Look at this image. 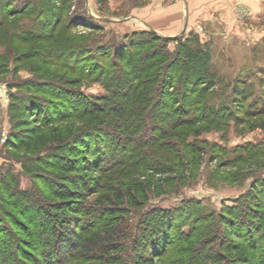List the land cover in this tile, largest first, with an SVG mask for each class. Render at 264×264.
Masks as SVG:
<instances>
[{
  "label": "rangeland",
  "instance_id": "rangeland-1",
  "mask_svg": "<svg viewBox=\"0 0 264 264\" xmlns=\"http://www.w3.org/2000/svg\"><path fill=\"white\" fill-rule=\"evenodd\" d=\"M5 1L14 3V0H0V17L4 15L2 4ZM33 2L30 14L8 16V25L0 24V184L14 180L16 191L22 194V198H14L19 209H27V215L32 218H47L49 231L62 232L54 236V241L60 237L64 246H68L71 241L69 248L79 253V259L85 264L88 263V257L101 259L95 260V264H152L150 245L156 243L157 238L155 241L149 240L148 237L154 235L151 229H158V217L173 211L178 214L185 209V218L190 215V211L196 213L198 218L203 214L218 215L228 208L234 211L239 223L244 221L251 226L253 219L259 221V214L249 216L255 202H260L255 199L253 188L264 192V18L261 24L252 27L248 25L250 16H244L239 30L234 29L231 33V44L226 45L223 35L226 29L219 24L207 26V0H68L66 4L57 0ZM44 6L46 11L42 15L38 11H42ZM216 8H220L219 5ZM89 17L98 22L93 24ZM57 22H62L60 27L65 30L62 40L69 44L84 38L103 40L110 46L114 45L113 41H116L115 45L145 43L147 39L150 42L154 40L149 34L153 32L158 37L172 38L166 50L181 59L183 73L201 72L207 75V81H199L195 89L205 94L204 104L209 108L207 113L212 112L213 116L178 130L190 142V149L195 154L193 158L197 162L189 166L194 172L185 176H180L174 166L164 168L170 171L167 176L175 180L172 190L162 192L161 181L165 178L151 166L145 169L130 166L112 173L90 170L91 165H97L102 158L105 160L99 167L111 165L114 152L121 150L114 149L117 143L125 145L129 142L130 150L133 149L137 142H132L133 137L123 134L121 129L110 128L116 131L111 137L100 133L98 137L102 142L99 141L98 147L93 144L86 151L83 148L82 152L80 143H66L62 137L58 138L60 132L51 137L49 131L40 129L36 118L25 110V100L36 96L33 85L44 86L51 80L57 81V77H63V71L58 73L50 61L43 63L44 59L49 58L53 45L34 42L32 36H28L30 41L23 43L17 41L16 37L24 31V35H42L40 37L45 38L44 34ZM17 25H22L23 29L20 30ZM92 26H100L103 30L92 31ZM245 26L250 27L245 29ZM184 45L187 46L184 54L176 55L182 52ZM38 48H41V59H24L27 53ZM233 48L243 49V54L238 58L233 55ZM187 55L194 56V61L189 62ZM222 65L231 67L234 73L224 74ZM176 82L178 88L175 91L172 88L170 96L173 99L180 97L177 91L181 93L186 89L182 81ZM63 85L69 92L81 93L83 97L80 101L86 100L89 109L94 106L91 111H108L111 105V102L104 100L110 96L105 80L92 77L77 85H67L65 82ZM68 94L64 95V100ZM37 97L45 100L43 107L46 110L50 108L52 104L47 96ZM161 99L164 100L163 95L159 99L163 103ZM178 107L181 109L178 110L180 115L175 120L186 117V114L188 118L196 114L193 108H186L184 104ZM197 108L200 109L199 106ZM65 110L69 111V106L65 105ZM103 111L93 116L100 120L97 126L101 130L112 122L102 120L109 116ZM138 115L143 117L142 113ZM4 135L7 138L5 143L1 141ZM12 135H19L20 142L16 149L8 143ZM101 137L108 142L103 143ZM36 160H40L44 166L38 169ZM74 160L81 169L87 167V172L81 174V181L76 178V174L67 170H58V173L74 184L67 188L64 180H57L59 192L71 190L76 193L74 198L65 199L62 195H54L56 185L48 187L45 182L54 179L57 171L47 168L46 163L59 168L61 164L66 169L75 165ZM36 169L39 171L35 174ZM67 205H76L75 208L78 211L81 209L82 214H71ZM244 207L250 212H246ZM109 209L120 213L112 215ZM6 213L14 215L15 211L10 209ZM3 214V211L0 212V218ZM102 215H106V218L101 219L99 224L109 220L111 225L89 231L90 226L98 222V216ZM242 215L243 219L240 218ZM71 216L84 219L81 229L85 234L81 237L74 234ZM38 221L41 222V219ZM216 225V222H207V232L216 229ZM10 226L9 221H5L0 227L5 230ZM86 227H89L88 230ZM189 229L188 225L178 227L172 236L179 240L176 233L187 234ZM153 237L150 236V239ZM239 241L236 238L225 243L220 256L224 257L222 261L215 263L204 259L193 264H257L246 262L248 254L244 250H235L239 248ZM79 243L81 248H78ZM157 245L162 246L160 241ZM210 246L212 250L209 255L219 256V246L215 242ZM174 250L171 249L168 255L172 257ZM177 254L174 253V256ZM19 260L16 259L23 263L24 257L20 256Z\"/></svg>",
  "mask_w": 264,
  "mask_h": 264
},
{
  "label": "trees",
  "instance_id": "trees-1",
  "mask_svg": "<svg viewBox=\"0 0 264 264\" xmlns=\"http://www.w3.org/2000/svg\"><path fill=\"white\" fill-rule=\"evenodd\" d=\"M57 1L66 4L68 0ZM2 5L4 15L0 17V24L2 23V26H5L8 16L15 17L30 14V8L34 6V2L33 0H14V3L5 1ZM45 11L46 6H44L42 11L38 12L43 15ZM89 20L93 24L98 22L93 17H89ZM61 24L62 22H57L55 26L51 27L44 34L46 39L41 38L40 36L42 35H24V31L19 32L18 34L21 35L16 37L17 41H22L23 43L30 41L28 36H32L34 42H46L49 45H53L54 49L50 50L49 58L44 59L43 63L50 61V64L56 67L58 73L63 71L61 80L57 77V81L51 80L47 85H33V93L36 98L28 97L25 100L27 101L23 105L25 110L36 118L35 122L40 129L49 131L48 134L51 137H55L60 132L58 138L62 137L66 143L71 141L75 144L80 143L82 152L90 149L93 144L98 147L99 141H101L98 137L100 133H103V136L111 137V134L116 132L112 130L113 128L121 129L124 132L123 134L126 133V135L133 137L134 140L132 142H137L133 149L130 150L129 142L125 145L117 143L114 149L117 151L121 148V150L114 152V157L111 159L112 164L107 167H99L105 160L101 157L102 159H99L97 165H91L90 170L93 172L105 170L106 173H112L118 169L122 170V168L126 170L130 166L138 169H145L151 166V168L156 169L157 174L165 178L161 181L162 192L164 190L166 193L169 192L173 189L175 180L167 176L170 175V171L164 168L166 166H174L180 176H185L187 173L192 174L194 172L192 167L190 169L189 166L193 164L192 162L194 164L197 162L193 158L195 154L193 153L194 150L190 149V142L186 141L185 134L179 133L178 130L184 126H192L197 121L204 122L210 115L213 116L212 112L207 113L209 108L204 104L205 94L195 89L199 81H207V75L201 72L184 74L181 59L167 53V43L172 38L158 37L155 32L149 33L154 40L150 42L147 39L145 43L137 42L136 44L132 42L131 44L120 43L115 45L116 41H113L114 45L110 46L103 40L84 38L80 42L69 44L62 40L65 30L60 27ZM17 26L20 30L23 29L22 25ZM94 26L91 27L92 31L99 32L103 30L100 26ZM146 49L149 50L146 51ZM186 49L187 46L184 45L182 52L180 51L176 55L182 56ZM40 52L41 48L34 49L32 53H27L24 59H28L27 61L33 58L41 59L42 57L39 56ZM187 56L189 57V62L194 61V56ZM92 77L105 80L107 90L110 93V96L104 100L108 103L111 102V105L108 107V111L107 109L102 110L103 113L109 116L102 118V120L107 119L115 122V124L111 122L112 124L110 123L108 127H104L102 130L98 129L97 126L100 120L93 117L94 114L102 111H97L96 109L91 111L94 106L92 105L93 108L89 109V104H86V100L80 101V98L83 97L81 93L69 92L66 85H63L64 82L67 85H77L79 82ZM177 80L182 81L181 83L186 89H183L181 93L177 91L180 97L173 99L170 96L172 95V90L174 89L175 91L178 88V85H176ZM66 93L69 94L65 96L64 100ZM39 95L47 96L50 99V104L52 105L49 109L46 110L43 107L45 100L38 99L37 96ZM162 95L164 100L161 99L163 103H160L159 99ZM53 100H56L57 103ZM181 104L186 105V108H193L196 113L195 116L188 118L187 116L189 115L186 114V117L175 120L180 115L178 110L181 109L178 106ZM65 105L69 106V111L65 110ZM138 113H142L143 117L138 115ZM116 119L118 121H115ZM119 138L122 140L121 136ZM101 139L103 143L108 142L102 137ZM19 142V135H12L11 142L8 143H11V146L16 149L19 146ZM83 148L85 149L83 150ZM118 152L121 153L117 154ZM36 163L38 169L44 166L40 160H36ZM73 163L75 165L68 166L66 169L62 168L61 164L58 165L60 166L59 168L52 163H46L47 168L57 171L54 179H48L45 182L48 187L56 185L53 189L54 195H62L65 199L74 198L75 192L68 189L59 192L57 188V180L59 179L64 180L63 182L67 188L70 184H74L70 179L62 177L58 170L73 172L80 181L82 179L81 174L87 172V167L81 169L78 162L74 160ZM38 169L35 170V174L39 171ZM79 184L81 185L82 182H79ZM16 186L14 180L3 181L0 184V212L3 211L4 213L1 216L2 218H0V226L5 221H9L11 225L5 230L0 227V264H71L72 262L85 264L82 259H79V253L69 248L71 241L68 246H64L60 237L59 240L54 241V236L56 234L59 236L62 232L54 233L49 231L47 218H41L40 216L32 218L29 214L27 215V209L21 210L18 208V203L14 198H22V194L16 191ZM253 189L255 190H253L255 199L260 202H255L254 210H251V212L250 209L244 207L246 212H250L249 217L259 214L257 216L259 221L253 219L251 226L246 225L247 223L244 221L239 223L238 218L233 213L234 211H230L228 208H224L222 213L218 215L215 213L208 216L203 214L198 218L196 213L191 211L188 212L190 215H186L185 218L183 214L185 209H182L178 214L177 211H173L158 217V229H151L154 235L150 236H154V239H150V236L148 237L149 240L154 241L157 238L156 243L153 241L154 245H150L151 263L193 264L204 259L217 263L224 259V257L220 258V256L224 251L225 243L228 240L233 241V239L237 238V240H240L239 248L235 250H244L248 254V258L245 259L246 262L264 264V192L255 189V187ZM75 206L67 205L71 214L77 212L82 214V210L79 209L80 211H78ZM10 209L15 211L14 215L6 213L10 212ZM110 212L112 215L116 212L120 213L117 210H110ZM71 217V223L75 227L74 234L77 237H81L85 234V231L81 229V223L84 219H79L77 216ZM98 217V222L96 221L97 223L90 226V228L86 227L87 230L88 228L89 231L92 229L98 230L111 225L109 220H104L99 224L101 219L106 218V215ZM240 218L243 219L244 215ZM39 219H41V222L38 221ZM207 222H216V229L207 232V228H209ZM184 225L189 226V232L187 234L176 233L180 237L177 240L172 234L176 228ZM198 233L199 235L196 237ZM4 234L6 235L3 236ZM158 241H160L162 246L157 245ZM214 242L220 248V254L216 257L209 255L210 250H212L210 245ZM78 245V248H81L80 243ZM174 248L175 250L171 257L168 253ZM177 248H180V250H177ZM230 248H227V250H230ZM174 253H178L177 256H174ZM20 256L24 257L23 263L16 261V259L19 260ZM92 258L94 257H88L87 264H95V260H101L97 257H95L96 259Z\"/></svg>",
  "mask_w": 264,
  "mask_h": 264
},
{
  "label": "clouds",
  "instance_id": "clouds-1",
  "mask_svg": "<svg viewBox=\"0 0 264 264\" xmlns=\"http://www.w3.org/2000/svg\"><path fill=\"white\" fill-rule=\"evenodd\" d=\"M221 13L220 19L226 25L224 40L226 45L231 44V33L239 30L244 16H257L264 14V0H225L222 8L217 9ZM250 26H245L247 29ZM233 55L238 58L243 54V49L233 48ZM221 71L224 74H233L234 69L222 65Z\"/></svg>",
  "mask_w": 264,
  "mask_h": 264
},
{
  "label": "crops",
  "instance_id": "crops-1",
  "mask_svg": "<svg viewBox=\"0 0 264 264\" xmlns=\"http://www.w3.org/2000/svg\"><path fill=\"white\" fill-rule=\"evenodd\" d=\"M225 3V0H207V26L209 24H219L221 26V28H225L226 29V25L221 21L220 16L221 13L216 11V5H219L220 8L223 7ZM264 18V14L262 15H257V16H250L248 18L249 20V24L252 27L255 25H259L262 22V19Z\"/></svg>",
  "mask_w": 264,
  "mask_h": 264
},
{
  "label": "built area",
  "instance_id": "built-area-1",
  "mask_svg": "<svg viewBox=\"0 0 264 264\" xmlns=\"http://www.w3.org/2000/svg\"><path fill=\"white\" fill-rule=\"evenodd\" d=\"M6 140H7V138H6V136L4 135V136L2 137V139H1V141H2L3 143H5Z\"/></svg>",
  "mask_w": 264,
  "mask_h": 264
}]
</instances>
